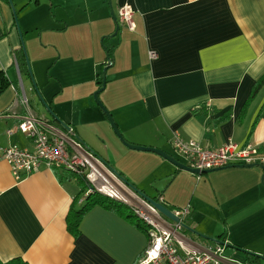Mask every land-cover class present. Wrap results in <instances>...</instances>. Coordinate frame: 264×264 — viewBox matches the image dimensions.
I'll use <instances>...</instances> for the list:
<instances>
[{
	"label": "crops",
	"instance_id": "0c3cea01",
	"mask_svg": "<svg viewBox=\"0 0 264 264\" xmlns=\"http://www.w3.org/2000/svg\"><path fill=\"white\" fill-rule=\"evenodd\" d=\"M36 1L37 7L54 13L47 30L66 35V57L73 67L71 80L83 84L86 74H94L100 65L96 83L107 54L103 58L97 49L86 47V28L94 24V14L102 12V31H115L116 23L107 9L111 1ZM112 2L116 16L122 5L135 9L136 28L131 30L118 20L116 41L109 44L114 60L107 70L104 100L128 142L163 149L184 163L173 152L171 141L176 131L208 147L231 139L240 146L253 144L264 151V85L242 113L254 84L264 74V0ZM21 51L13 7L9 0H0V70H5L11 81L0 94V145L32 149V141L17 130V124L30 111L63 124L48 108L73 125L85 142L72 114L53 97L41 96L43 106L34 107L14 82L16 74L31 76L29 70L20 69ZM150 51L157 53L156 58L150 57ZM30 88L35 91L34 80ZM225 114L228 118H222ZM89 121L86 118V123ZM101 124L97 133L104 142L91 139L93 145L86 134L85 143L124 177L123 184L130 192L134 190L128 182L155 200L163 195L172 209L193 205L181 232L187 246L203 250L217 243L212 240L221 233L215 225L217 217L208 215L207 210L208 206L226 205L235 214L227 216L222 211L226 236L219 240L228 247L264 255V244L254 241L264 238L263 168L230 166L214 170L224 173H215L209 180L177 167L156 152L129 147L114 129L115 135L112 133L108 123ZM9 128L14 129L12 134L6 132ZM54 168L42 163L38 170L17 179L0 154V260L20 256L29 264H135L145 251L147 232L135 219L95 205L82 218L80 233L74 236L67 227V214L79 184L76 179L60 181ZM150 180L152 188L147 190L144 183ZM159 181L168 184V190ZM188 189L193 190L190 198L186 196ZM237 211L243 217L235 222ZM165 220L169 225L174 221ZM245 236L251 240L246 241ZM247 255L242 261L223 256L222 264H264L263 258L253 261Z\"/></svg>",
	"mask_w": 264,
	"mask_h": 264
},
{
	"label": "built area",
	"instance_id": "2783aa9c",
	"mask_svg": "<svg viewBox=\"0 0 264 264\" xmlns=\"http://www.w3.org/2000/svg\"><path fill=\"white\" fill-rule=\"evenodd\" d=\"M134 13L132 5H122L118 9V20L134 30ZM156 56L155 51H150L151 58ZM17 130L32 141V149L16 144L5 147L0 145V154L10 164L17 179L38 170L45 163L50 167L72 170L86 181L88 188L80 202L95 191L128 202L135 216L148 226V243L135 264H222L226 244L216 243L203 250L187 246L181 232L186 227L185 219L190 213V205L172 209L163 195H159L157 201L170 208L178 218L169 225L165 220L168 218L152 203L143 199L140 201L134 192L125 187L123 181L85 144L73 125L57 124L30 111L21 117ZM6 132L12 134L14 129L9 128ZM171 142L173 152L191 168L215 169L236 164H264V151L253 144L240 146L230 139L213 148L204 146L196 139L185 138L179 131L174 133ZM119 190L124 192L123 197Z\"/></svg>",
	"mask_w": 264,
	"mask_h": 264
},
{
	"label": "rangeland",
	"instance_id": "374dc122",
	"mask_svg": "<svg viewBox=\"0 0 264 264\" xmlns=\"http://www.w3.org/2000/svg\"><path fill=\"white\" fill-rule=\"evenodd\" d=\"M110 1V8L107 7V9L108 13H110L112 16V12H115L116 7L112 0H109V2ZM36 2V0H12L13 5L14 3H16V6L19 7L25 5L23 9L19 10L20 8L18 7V9L15 10L22 32L25 48V51L23 50L22 54H24L26 65L31 73V76H20L16 74L14 75L13 80L20 87L22 93H25L32 106H43L44 103L42 102V97H53L55 102H58L64 110L72 114L73 123L76 124V127L78 128L80 135L84 137L85 142L86 134H89L88 141L91 144H93L91 139H93L94 142L96 141L103 143L104 141L97 133L98 130H102L101 126L103 124L101 123H103V121L108 123L109 126L107 125V127L112 131L113 134L114 132L113 128L110 126L111 124L108 117L103 113V109L97 103L94 97V92L99 88L95 83V73L97 74L98 70L100 69V65L96 67V72L94 74H91V72L86 74L85 82L83 84L78 85L76 82L71 80V70L73 67L66 57L68 49L65 45L67 40L66 35L64 36L61 33H53L50 30H47V26H49V24L52 22V15L54 13H51L49 10H47V8L45 9L44 6L37 7ZM88 11L91 12L92 10L88 9ZM43 16H45L46 19H42ZM94 17L96 19L94 24L90 25V27H87L88 29L86 28V47H88L91 51L97 49L99 55H103L104 58L107 54V47L110 46L109 44H112L116 41L117 36L114 35L108 37L106 38V43H102L103 36H106L111 32L104 33L102 31V12L94 14ZM60 23L61 22L59 21L58 24ZM61 28H63V26ZM48 42H51V44ZM54 43L57 45H52ZM87 69L88 68H86V71ZM32 80L35 82V91H31L30 88V81L32 83ZM21 81L23 82V87L21 85ZM34 92L38 95L36 94L35 99L32 100L31 96ZM106 95L107 88H105L99 94V97L103 103L107 97ZM86 118L90 120L87 123ZM215 173H218L217 175H222L224 171H212L202 174L195 173V175H200V177L210 180V177ZM84 182L86 181L84 180ZM158 184L163 185L161 181H159ZM144 185L146 186L147 190H151L152 181H145ZM86 187L88 188L87 183ZM162 188L168 190V184H164ZM192 192L193 190L188 189L186 196H189L190 198V195L193 194ZM120 196L123 197L124 192L121 191ZM81 203H84V201ZM192 206L193 205H191V210L193 209ZM222 211L227 216L235 214L232 213V207L229 208L226 205L222 207L218 205L208 206L207 210L208 215L217 217V223L215 225L217 231L221 232L220 234L226 230L225 217ZM242 217L243 214L237 211L235 222L239 221ZM245 237L246 241L251 240L247 236ZM254 241L259 244H264V238L254 239ZM247 251L254 252L251 249L237 250L233 247L226 246L223 256L227 259L230 257H235L242 261L245 259Z\"/></svg>",
	"mask_w": 264,
	"mask_h": 264
},
{
	"label": "trees",
	"instance_id": "16d2710c",
	"mask_svg": "<svg viewBox=\"0 0 264 264\" xmlns=\"http://www.w3.org/2000/svg\"><path fill=\"white\" fill-rule=\"evenodd\" d=\"M103 43H106V37L103 38ZM23 51V47H22ZM21 54L19 56V60L22 59L21 62V70L28 71V67L26 65L24 54ZM107 51L109 52L111 59L114 60V52L113 48L108 46ZM106 63L101 65V70L97 75V86L100 88L102 85V69L104 68ZM11 85V81L6 73L5 70H0V94H2L9 86ZM264 85V74L257 80V82L254 84L252 88V92L249 96L248 101L246 102L242 113H245L248 106L251 104V102L254 100L255 96L259 93L262 86ZM222 118H228V114H225ZM55 173L57 177L60 179V181H70L73 179H76L79 186V191L77 194H75L73 198V203L70 207V210L67 214V227L70 230V232L77 236L80 233V223L82 221V218L85 216V214L92 209L95 205H100L108 210L114 211L117 214L121 216H125L128 219L133 218L136 220V224L139 228H141L143 231L148 232V226L146 223H144L139 218H136L135 214L133 213V210L131 206L128 203L123 202L122 200H119L117 198H112L110 196H107L103 193H100L98 191L89 193L84 200V203L79 204V198L85 193L87 190L86 182H84V179L78 176L75 172L72 170L66 169V168H58L55 167ZM155 198V197H154ZM156 199V198H155ZM226 236V230L218 235V239ZM248 259H252L253 261L261 258L257 254L247 253ZM0 264H29L26 260H24L22 257H14L12 259H9L8 261H2L0 260Z\"/></svg>",
	"mask_w": 264,
	"mask_h": 264
},
{
	"label": "water",
	"instance_id": "95a60500",
	"mask_svg": "<svg viewBox=\"0 0 264 264\" xmlns=\"http://www.w3.org/2000/svg\"><path fill=\"white\" fill-rule=\"evenodd\" d=\"M9 1L11 3L12 7H13V12H14V17H15L16 25H17V28H18V30L20 32V35H21V41H22L23 50L25 51L23 37H22V32H21V29H20V26H19V22H18L16 10L14 8V5L12 3V0H9ZM112 17H113V19H114V21L116 23V30L112 34L106 35L105 36L106 38L115 35L117 33L119 27H120V23L118 21L117 16L114 13V11L112 12ZM111 64H112V59H111V56H110L109 52L107 51V55H106V65L104 66V68L102 70V74H101L102 75V85H101L100 88H98L94 92V97H95V100L97 101V103L102 107V109L106 113V115H107V117H108V119H109V121H110V123H111V125H112V127H113V129L115 131V133L120 137V139L122 140L123 143H125L126 145H128L129 147L134 148V149L147 150V151L156 152V153L164 156L165 158H167L169 161H171L177 167H179L181 169H185V170L191 171V172L196 173V174H202V173H205V172H210V171H214V170L224 169V168H215V169L191 168L187 164H185L184 162H182L181 160H179L178 158H176L174 155L168 153L167 151H165L163 149H160V148H157V147H152V146L138 145V144H135V143H132V142H128L123 137L122 133L120 132V130H119L118 126H117V123H116L114 117L112 116V114L110 113V111L103 104V102L101 101V99L99 97V94L101 93V91H103L105 89V87H106V83H107V70L111 66ZM48 109H49L50 113L57 120H59L61 123L65 124L58 116H56V114L50 108H48ZM103 162L106 164L105 161H103ZM232 166H238V167H255V166H260L261 168L264 169V164H261V163H253V164H249V165L236 164V165H232ZM228 167H230V166H228ZM110 170H112L121 180H125L124 177L120 173H118L117 171H115L112 168H110ZM262 182L264 183V173L262 175ZM128 184L134 190V192L136 194H138V196H140L143 200H146V201L152 203L165 217H167L168 219H171V220H175V221L178 220L177 216L174 214V212L170 208L166 207L165 205H163L162 203L158 202L154 198L148 196L147 194H145L144 192H142L141 190H139L138 188H136L134 185L130 184L129 182H128ZM119 199L125 202V200H123L121 198H119ZM212 240L216 241L217 243L226 244L224 241L219 240L217 238H213ZM237 248H239L240 250H245V249H242L241 247H237ZM247 253L257 254V253H253V252H250V251H247ZM257 255H259L261 258L264 259V255H260V254H257Z\"/></svg>",
	"mask_w": 264,
	"mask_h": 264
},
{
	"label": "bare ground",
	"instance_id": "6f19581e",
	"mask_svg": "<svg viewBox=\"0 0 264 264\" xmlns=\"http://www.w3.org/2000/svg\"><path fill=\"white\" fill-rule=\"evenodd\" d=\"M119 194L121 195V190H119Z\"/></svg>",
	"mask_w": 264,
	"mask_h": 264
},
{
	"label": "clouds",
	"instance_id": "9594fccd",
	"mask_svg": "<svg viewBox=\"0 0 264 264\" xmlns=\"http://www.w3.org/2000/svg\"><path fill=\"white\" fill-rule=\"evenodd\" d=\"M134 192V191H133ZM135 193V192H134ZM136 194V193H135ZM137 195V194H136Z\"/></svg>",
	"mask_w": 264,
	"mask_h": 264
}]
</instances>
